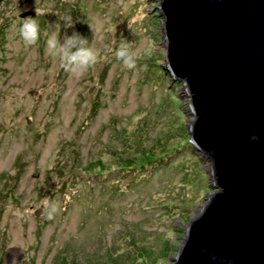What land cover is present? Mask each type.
I'll use <instances>...</instances> for the list:
<instances>
[{"label":"rangeland","instance_id":"1","mask_svg":"<svg viewBox=\"0 0 264 264\" xmlns=\"http://www.w3.org/2000/svg\"><path fill=\"white\" fill-rule=\"evenodd\" d=\"M158 6H0V264H174L189 221L217 188L191 148L194 115L185 84L166 68ZM27 10L35 15L21 17ZM27 17L40 27L33 46L19 35ZM74 33L98 53L78 76L47 51L49 38ZM121 44L138 57L135 69L116 59ZM48 204L58 205L51 220L36 214Z\"/></svg>","mask_w":264,"mask_h":264},{"label":"water","instance_id":"2","mask_svg":"<svg viewBox=\"0 0 264 264\" xmlns=\"http://www.w3.org/2000/svg\"><path fill=\"white\" fill-rule=\"evenodd\" d=\"M158 8L166 68L190 98L191 148L217 188L189 221L174 264H264V0Z\"/></svg>","mask_w":264,"mask_h":264},{"label":"clouds","instance_id":"3","mask_svg":"<svg viewBox=\"0 0 264 264\" xmlns=\"http://www.w3.org/2000/svg\"><path fill=\"white\" fill-rule=\"evenodd\" d=\"M36 14L40 13L36 11ZM62 21L65 28L73 27L74 22L71 16H66ZM19 35L25 46L36 45L40 38L39 24L32 17L24 18L23 23L19 26ZM47 51L50 56L59 57L63 69L74 76L86 72L98 62L97 51L90 47L88 39L79 33L70 36L65 35L63 42L54 36L49 38L47 40ZM115 56L127 69L132 70L137 67L138 57L128 48L127 44H121L119 49L116 50ZM251 138L255 140L257 137L253 135ZM57 210L58 205L56 204H48L43 207V211L49 220L54 218Z\"/></svg>","mask_w":264,"mask_h":264},{"label":"trees","instance_id":"4","mask_svg":"<svg viewBox=\"0 0 264 264\" xmlns=\"http://www.w3.org/2000/svg\"><path fill=\"white\" fill-rule=\"evenodd\" d=\"M123 165H122V167L123 168H125V169H131V168H133L134 166H132V164L131 163H129L128 161H125L124 163H122ZM126 165V166H125ZM122 168V169H123Z\"/></svg>","mask_w":264,"mask_h":264},{"label":"flooded vegetation","instance_id":"5","mask_svg":"<svg viewBox=\"0 0 264 264\" xmlns=\"http://www.w3.org/2000/svg\"><path fill=\"white\" fill-rule=\"evenodd\" d=\"M6 1H7V0H3L2 2H0V6H1L2 4H4Z\"/></svg>","mask_w":264,"mask_h":264}]
</instances>
